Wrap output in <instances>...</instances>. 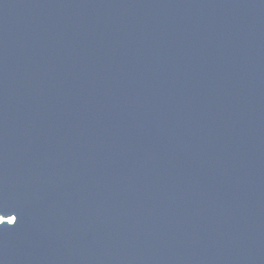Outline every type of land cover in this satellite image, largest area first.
<instances>
[{"label": "water", "instance_id": "95a60500", "mask_svg": "<svg viewBox=\"0 0 264 264\" xmlns=\"http://www.w3.org/2000/svg\"><path fill=\"white\" fill-rule=\"evenodd\" d=\"M0 209V264H264V0H0Z\"/></svg>", "mask_w": 264, "mask_h": 264}, {"label": "snow or ice", "instance_id": "6c2138e0", "mask_svg": "<svg viewBox=\"0 0 264 264\" xmlns=\"http://www.w3.org/2000/svg\"><path fill=\"white\" fill-rule=\"evenodd\" d=\"M0 214H3V215H5V216L10 215L9 213H7V212H6L5 210H3V209H0ZM17 221H18V216L16 215L15 222H14L13 224H11V225H14ZM5 223H7V222L5 221L3 224H5ZM3 224H0V225H3ZM7 224H8V223H7Z\"/></svg>", "mask_w": 264, "mask_h": 264}, {"label": "rangeland", "instance_id": "374dc122", "mask_svg": "<svg viewBox=\"0 0 264 264\" xmlns=\"http://www.w3.org/2000/svg\"><path fill=\"white\" fill-rule=\"evenodd\" d=\"M1 220V219H0ZM10 221H12L13 219L12 218H9Z\"/></svg>", "mask_w": 264, "mask_h": 264}]
</instances>
